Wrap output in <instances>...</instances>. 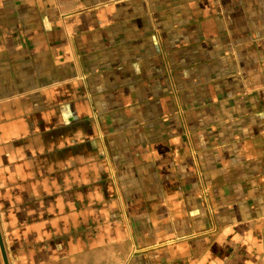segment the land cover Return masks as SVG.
<instances>
[{
  "label": "crops",
  "instance_id": "obj_1",
  "mask_svg": "<svg viewBox=\"0 0 264 264\" xmlns=\"http://www.w3.org/2000/svg\"><path fill=\"white\" fill-rule=\"evenodd\" d=\"M0 264H264V0H0Z\"/></svg>",
  "mask_w": 264,
  "mask_h": 264
}]
</instances>
